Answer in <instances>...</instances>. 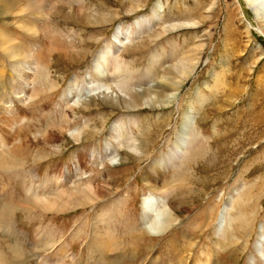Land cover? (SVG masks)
Segmentation results:
<instances>
[{"label":"rangeland","instance_id":"374dc122","mask_svg":"<svg viewBox=\"0 0 264 264\" xmlns=\"http://www.w3.org/2000/svg\"><path fill=\"white\" fill-rule=\"evenodd\" d=\"M6 1V11L11 12L7 17L0 14V31L12 43L34 45L36 38L19 25L39 16L37 0H9L10 5L0 0V10ZM18 1L25 4L21 6L27 9L25 14ZM50 1L64 3L53 10L43 6V32L48 38L57 37L71 54L66 59L54 54L51 65L40 66L47 74L41 83L55 88H46L29 104L24 118L30 127L22 130L44 131L57 125L63 111L79 128L85 124L89 128L79 142L62 134L54 145L61 146L56 152L38 140L33 152L41 159L20 162L12 177L0 175L1 205L24 201L27 194L22 186L30 181L49 180L53 188L47 189H64L72 196L70 201H55L51 210L13 208L6 216L5 238L22 245L30 264L45 257L63 259L64 241L67 253L83 259L81 264H105L91 248L103 249L109 256L123 255L119 262L108 264H250L253 260L264 264V252L257 251L264 244V17H256L246 0ZM75 4L85 7L80 17L72 11ZM155 4L160 7L161 24L152 18ZM142 21L144 27H136ZM127 30L131 34L126 44H114L113 37ZM107 45L118 48L121 71H127L135 84L126 94L113 85L89 93L102 81L100 68L95 70L93 64ZM173 46L177 52L170 54ZM152 57L159 61L152 65ZM173 58L194 69L181 76L171 66ZM10 66L0 47L3 101L10 94ZM105 66L101 62V70L109 74ZM65 99L72 107L79 102L75 112L65 109ZM187 115L197 122L201 134L193 131L194 146L205 147V153L184 160L180 170L173 166L182 163L172 151ZM120 126L124 139L115 132ZM129 136L143 154L125 148ZM77 162L85 182L94 189L92 202L60 188L66 184L65 170L71 171ZM241 188L258 198L254 208H245L243 220L237 221L238 217L221 225L220 215L236 217L226 203L234 189ZM165 192L163 202L170 203L175 222L161 233H145L140 221L143 199L156 197L155 206L160 208ZM246 220L252 222L246 225ZM12 221L16 231L8 230ZM107 233L109 240L100 238ZM3 238L0 230V260L11 264L9 243Z\"/></svg>","mask_w":264,"mask_h":264},{"label":"bare ground","instance_id":"6f19581e","mask_svg":"<svg viewBox=\"0 0 264 264\" xmlns=\"http://www.w3.org/2000/svg\"><path fill=\"white\" fill-rule=\"evenodd\" d=\"M27 2H30V1L27 0ZM35 2L38 6L37 9H38L39 16L34 18L32 22L30 21V24H26V23L22 24L20 22L21 25H19L25 32L29 33L31 36L36 38V42H34L35 40L32 42L34 45H27L26 47H23L21 45L12 43L13 40L9 36L4 35L0 31V47L3 53H5V55L10 59V65H11L9 68L10 73H11L10 83H9L10 84L9 86L10 94H8L9 92H7L6 101H3V98L0 97V175H8L10 177L13 176L14 172L16 173V166L20 162L23 163L25 161H29L30 159L33 161H37L39 160V158L41 159V157L39 156L37 152H33L38 140L43 141V143L47 146H51L50 151H51V148L53 147L54 151L56 152L61 149L60 148L61 146H54V145L55 143L59 141L58 138L62 134H69L70 137H72V139L75 142H79L82 138L83 133L87 132L88 131L87 128H89L88 124H85L83 127L79 128L76 120L72 118V116L69 115L67 112L63 111V116L59 120V123H57V125H49L44 131H39V130L34 131L29 128H26L24 131L22 130V128L26 126V119L24 118V113L25 111L28 110L29 104L31 102H34L36 98H38L42 93H44L46 91V88H50V89L55 88V85H53L52 83L50 84L41 83L42 80L47 78V74L45 73L46 71L42 70L40 66L51 65V63H53L52 61L54 60L53 59L54 54L60 56V59L61 57L66 59L67 57H70V54H71L70 50L63 47V45L58 42L59 40L57 37L48 38L45 35V32H43V27H42L43 19H44L43 16L46 13L43 6H47L48 8L53 10L57 7L58 4H62L64 2L62 1V3L59 2L57 4H53L50 0H37ZM8 3H9V0H8ZM10 3H11V0H10ZM1 4H2L1 8L3 10H0L2 11V13L0 14L2 15V17H7L6 14L7 12L10 11V10L6 11V8L9 7L7 6L8 5L7 1H6V4L3 5V2ZM13 4L15 5V3ZM22 4L23 3L20 4L19 10L23 8L21 7ZM246 4L253 10V13H255L256 17H259V15L264 17V0H246ZM24 5L25 4H23V6ZM64 6L66 5H63V7ZM11 7L15 9V7H13L12 5ZM74 7L75 8H72L73 13L77 17H80L82 15V10H84L85 7H83L80 4H75ZM159 8L160 7L158 6V4H155L153 6L152 18L156 19L161 24V21L163 20V18H160L159 16V13H160ZM26 10L27 9L23 10V13ZM28 12L32 13V11H28ZM12 13L14 15V12ZM23 13L20 12V14H23ZM24 20L25 19L23 18V21ZM26 22H28L27 18H26ZM143 23L145 22L142 21L141 23L137 24L136 27L138 28L144 27ZM260 25L262 26V24ZM260 25L259 27L261 28ZM172 28H175V26H173ZM263 28L264 27H262L261 29ZM162 30L166 31L165 27L162 28ZM130 34L131 33L129 32V30H127L125 33H117L113 37L114 44L119 45V47L120 46L123 47L126 44L125 41L129 40ZM114 44L112 45L114 46ZM115 48L116 49L110 48V46L107 45L104 49H101L99 51L97 58L94 60L93 67L95 70L100 68V70L98 71H99V75L102 77V81H100L99 84L91 87V89L89 90V93L91 92L90 94H92V92L97 91L98 89L102 87H107L108 89H110L111 85L116 87L121 93L125 92L126 94V92L129 91L130 88L133 87V85H135L133 80L130 79V74L127 71H121V67H123V64L121 61V55L116 54L118 51V48L117 47ZM175 52H177V49L173 46L170 54H175ZM153 59L155 58L152 57V60L150 61L152 65L159 61V59L158 60L157 59L153 60ZM173 59L174 60H171V63H172L171 66L177 73H180L181 76L183 75L184 77H186L188 72L190 73L194 69V67H192L191 69H188L189 68L188 63L185 61H182L176 58H173ZM104 61L106 62V66L104 69H106V71H108L109 74H106L105 71L101 70L102 68L101 62H104ZM186 68H187V71H186ZM116 73H118V75H115ZM106 75H109L110 79H107ZM4 77H5V70L0 69V84H2ZM126 83L128 84V86H126ZM7 87H8V84H6V88ZM150 89L151 87L147 88L148 91ZM0 94H1V91H0ZM64 103L66 104L65 109H69L72 113L75 112V110H77L76 107L79 104V102L75 101L72 107L70 104H67L68 103L67 99L64 100ZM186 118L187 119L182 124V129H181L182 137L177 140L176 146L174 147L172 151V154L175 156L174 158L176 160L181 161L182 163L181 165L178 164V166H175V165L173 166L178 167V169L180 170H182V166L184 165L183 164L184 160L189 159V158L193 159V158H196L197 156L203 157L204 156L203 154L205 153V147L194 146L193 140L196 139V135H199V136L201 135L200 132L197 130L198 128V125L196 124L197 122L195 123L194 120L193 122H191L189 115H187ZM26 127H30V124H27ZM123 129L124 127L120 126V128L115 130L116 133L119 132V139L125 138V136H123V131H122ZM193 131H195L196 135L193 133ZM134 139H135L134 137L129 136L128 143H126L125 148L129 149L134 154H138V155L143 154V152L141 151V147H139V145L135 143ZM191 153L192 155H190ZM262 157L263 156H261V158ZM110 159H113V157H111ZM170 164H172V161H170L169 163H165L164 166L170 167L169 166ZM254 171H256V169H254ZM156 172H157V177L160 178L161 176L160 172L158 171ZM64 174H66L65 176L66 184L60 188L63 189L67 187L69 188V190L74 196L83 197L85 201H90V202L93 201V197L95 196L94 195L95 193H93L94 189L91 188L92 186L90 182L88 183L85 182L87 180L82 177L83 174L81 172L80 164L78 162L74 164L71 171L65 170ZM42 181H43V184H41L40 182L39 184H36L34 181H30L29 184L26 182L23 183L22 188L27 194L24 201H19L14 206L11 203H6V204L4 203L2 205L0 203V230L3 232V235H4L3 239H5V241L9 243L8 251H10V254L12 255L11 258L13 259L12 261L13 263L11 264H30L29 258L27 257L28 255L24 253V250L21 247L22 245H20L19 243H16L13 240H10L9 238H5V236H7L5 232L7 228L6 227V222H7L6 216H8L11 213L12 209L14 208V209L28 211V210H33L35 208L37 209L43 208L41 210H45V209L51 210V209H54L53 207L55 205L54 203H57V202L62 203L63 200L70 201V198H72L71 194H68V193L65 194L66 191H64V189L63 191L62 190L53 191L52 189H47V186H50L53 188V183L49 180H42ZM12 184H16V182L13 181ZM260 184L263 185L262 180L260 181ZM260 184H258V186L261 187ZM253 187L255 186L253 185ZM165 198H167V192H165L160 197V200H162V203H165L163 202V201H166V200H163ZM257 199L253 196L249 197V192L248 191L243 192V188L238 189L236 191L234 189V196L232 198H229V201L227 200L229 203H226V205L230 208L231 211H235L237 215L235 218H231L233 216L229 215L228 217H225V219L222 215H220L221 217H218L220 220L219 223H221V225L222 224L226 225L227 223H230V221H233V220L236 221L238 217L239 219L237 221L243 220L241 219L242 217H245V215L243 214L247 213L245 208L246 207H248V209L250 207L254 208ZM156 202H158L156 197L152 195L150 197L148 196L145 197L142 203V212H141V218H140L141 225H143L141 226L142 230L145 233H149L153 235L165 231L175 222V219L173 218V215L171 212L172 210H171L170 203L168 204L165 203L164 206L161 204V206L159 205L160 208H157L158 206H155ZM166 205H168L169 208H166L167 207ZM100 216L101 214L99 215V218ZM251 222L252 221H249V220L245 221L246 225H249ZM14 224L15 222L12 221V223L8 227V230L16 231L15 229L16 227ZM96 227L97 225H95V228ZM223 230H225V228ZM223 230H221L219 234H221ZM108 236L109 234L107 233V235L103 234L101 237L100 236L99 237L102 238L103 240L105 238H108L109 240L110 238ZM262 236L264 240V233H262ZM64 242H65L64 244V256L65 257L63 259L59 257V259L52 260V259L45 257L43 259L41 258L36 264H65L64 262L65 258L70 261L69 263L67 262L68 264H81V260L83 259H80V257L75 258L73 254L69 255L67 253V248H66L67 243L66 241ZM261 245L262 244L258 245V249H257L258 252H264V244L262 246ZM93 249L99 253V259L105 264H108L110 262L117 263L120 261V259H122V256H123L122 254H120V252H118L116 255L109 256L103 249L96 250L95 248H91V250ZM66 253H67V257H66ZM45 259H47L49 263L44 262ZM15 260L19 261V263ZM180 261L181 262L184 261L183 256L180 258ZM255 261L256 260H253V262H251L250 264H257V262ZM0 262L1 264H6L2 260H0ZM197 264H200V262H197Z\"/></svg>","mask_w":264,"mask_h":264}]
</instances>
